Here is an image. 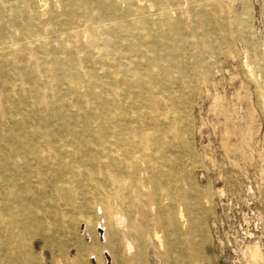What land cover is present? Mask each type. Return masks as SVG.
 I'll use <instances>...</instances> for the list:
<instances>
[{
  "label": "bare ground",
  "instance_id": "6f19581e",
  "mask_svg": "<svg viewBox=\"0 0 264 264\" xmlns=\"http://www.w3.org/2000/svg\"><path fill=\"white\" fill-rule=\"evenodd\" d=\"M246 4L0 0V264H34L33 241L52 243L54 228L72 233L70 263L105 264L98 247L113 243L112 264H146L149 251L211 264L188 110L212 85L211 60L248 43ZM69 214L87 228L100 217L104 244L77 237ZM241 256L262 259L256 244Z\"/></svg>",
  "mask_w": 264,
  "mask_h": 264
},
{
  "label": "rangeland",
  "instance_id": "374dc122",
  "mask_svg": "<svg viewBox=\"0 0 264 264\" xmlns=\"http://www.w3.org/2000/svg\"><path fill=\"white\" fill-rule=\"evenodd\" d=\"M233 10L242 12L238 3ZM245 10L248 43L235 39L211 60L208 81L212 85L195 87L188 110L195 162L190 170L192 186L210 197L206 222L210 244L205 255L211 264H264V111L257 95L264 87V0H247ZM251 56L257 57L255 64ZM64 224L68 229L75 224V234L84 242L95 235L101 244L105 242L106 224L100 217L92 220L90 228L76 214H69ZM54 229L52 243L33 241L34 264H79L69 262L75 256L72 233ZM254 244L262 259L242 258L241 252ZM152 253L148 252L146 264H162ZM97 257L112 264L115 245L105 250L98 247ZM85 264H96V257Z\"/></svg>",
  "mask_w": 264,
  "mask_h": 264
}]
</instances>
